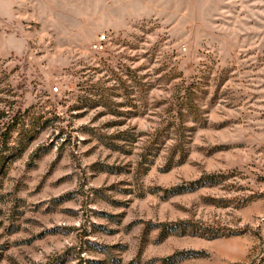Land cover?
Returning a JSON list of instances; mask_svg holds the SVG:
<instances>
[{
	"label": "rangeland",
	"instance_id": "rangeland-1",
	"mask_svg": "<svg viewBox=\"0 0 264 264\" xmlns=\"http://www.w3.org/2000/svg\"><path fill=\"white\" fill-rule=\"evenodd\" d=\"M0 264H264V0H0Z\"/></svg>",
	"mask_w": 264,
	"mask_h": 264
},
{
	"label": "built area",
	"instance_id": "built-area-1",
	"mask_svg": "<svg viewBox=\"0 0 264 264\" xmlns=\"http://www.w3.org/2000/svg\"><path fill=\"white\" fill-rule=\"evenodd\" d=\"M107 43H108V34L106 33H102L99 35V37L97 38V40L92 43V48L96 51H103L106 49L107 47ZM54 91L58 92L59 91V87L55 86Z\"/></svg>",
	"mask_w": 264,
	"mask_h": 264
}]
</instances>
